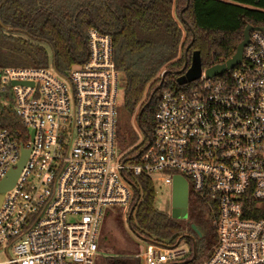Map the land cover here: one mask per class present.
<instances>
[{"label": "built area", "instance_id": "built-area-1", "mask_svg": "<svg viewBox=\"0 0 264 264\" xmlns=\"http://www.w3.org/2000/svg\"><path fill=\"white\" fill-rule=\"evenodd\" d=\"M86 45L87 59L65 73L53 65L0 71L24 129H0V184L16 169L20 146L29 151L0 193V264H94L103 212L117 207L126 218L140 176L171 191L180 177L187 200L216 208L206 256L193 237L143 240L134 255L141 264H264V34L249 33L230 71L206 78L203 69L190 88L163 90L153 142L131 159V150H115L122 77L111 38L92 29ZM136 132L132 149L142 143Z\"/></svg>", "mask_w": 264, "mask_h": 264}, {"label": "trees", "instance_id": "trees-1", "mask_svg": "<svg viewBox=\"0 0 264 264\" xmlns=\"http://www.w3.org/2000/svg\"><path fill=\"white\" fill-rule=\"evenodd\" d=\"M247 25L264 27V0H0V71L47 68L49 50L55 70L65 73L87 59L89 30L110 36L112 59L123 78L125 133L133 140L127 142L118 128L119 143L135 145L139 139L135 129L142 138L140 146L128 153L131 159L153 142L161 92L192 86L176 84L189 68L192 53L199 52L204 70L224 63L242 41ZM161 71L163 80L158 77ZM0 129L24 131L8 91L1 89ZM134 184L126 222L135 236L168 244L193 237L196 251L202 256L209 253L215 240L214 203L190 196L184 223L155 208L156 193L149 178L137 177ZM103 264L141 263L132 254L105 258Z\"/></svg>", "mask_w": 264, "mask_h": 264}, {"label": "rangeland", "instance_id": "rangeland-1", "mask_svg": "<svg viewBox=\"0 0 264 264\" xmlns=\"http://www.w3.org/2000/svg\"><path fill=\"white\" fill-rule=\"evenodd\" d=\"M48 67L52 68L51 55L48 50ZM123 78L119 79V87L116 96V132L120 128L122 134L121 137L127 139V142H133L132 137L125 133L127 128L126 116L123 111ZM1 104H5L1 102ZM136 131V129H135ZM131 134V133H130ZM132 135V134H131ZM130 136V137H129ZM136 142V141H135ZM134 144V143H133ZM136 144V143H135ZM136 145L128 143L123 146L119 143V137L116 133L115 150L118 155H126ZM155 208L165 214L171 216V189L162 186L159 183L155 185ZM188 208V207H187ZM117 207L107 208L103 212L101 223L99 225V231L97 234L98 252L93 258L94 264H103L105 258L121 257L127 255H135L140 252L144 246L143 240L135 236L129 229L126 218L123 217V212ZM119 212V213H118ZM120 218H118V214ZM179 220L186 223V218H180Z\"/></svg>", "mask_w": 264, "mask_h": 264}, {"label": "water", "instance_id": "water-1", "mask_svg": "<svg viewBox=\"0 0 264 264\" xmlns=\"http://www.w3.org/2000/svg\"><path fill=\"white\" fill-rule=\"evenodd\" d=\"M250 32H259L264 34V27H253L251 25H247L243 30V39L236 47L234 54L224 63L205 69L204 74L206 78L220 76L223 73L230 71L232 68H234L237 64L240 63L242 57V51L248 42ZM202 70L203 69L201 67L199 52L195 51L192 53L189 68L186 70V72L183 75L179 76L176 79V84L178 86H185L187 84L196 81L201 76ZM164 76L165 73L163 72L160 76L161 80H163ZM12 85H15V83H12ZM32 135L33 132L31 133V138ZM20 148H21L20 160L16 165V169L11 170L8 173L7 177L0 184V193H2L5 190H8L13 186L22 166L24 165V162L26 160L29 151L23 149L22 146H20ZM171 207H172L171 218L179 220L180 218L187 217V209H188L187 186H186V182L182 178L177 176L174 177L173 179V185L171 191ZM191 230L197 237H201V233L194 225H191Z\"/></svg>", "mask_w": 264, "mask_h": 264}]
</instances>
